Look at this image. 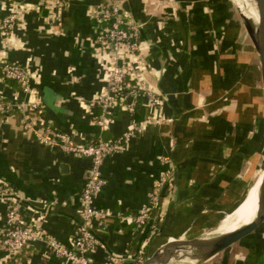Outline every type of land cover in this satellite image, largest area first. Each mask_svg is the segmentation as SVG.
Segmentation results:
<instances>
[{"label":"crops","instance_id":"1","mask_svg":"<svg viewBox=\"0 0 264 264\" xmlns=\"http://www.w3.org/2000/svg\"><path fill=\"white\" fill-rule=\"evenodd\" d=\"M65 1L58 22L37 0H0V19L18 10L17 26L0 37V98L14 107L36 100L43 120L72 134L77 143L112 139L128 130L132 118L117 110L101 127L100 109L90 105L116 60L115 52L98 41L101 25L92 17L105 0ZM121 6L141 24L139 50L130 57L132 82L159 94L162 104L152 111L153 123L103 161L106 183L94 203L107 213L105 229L97 234L89 264H104L109 256L116 258L113 264H137L138 256L151 254L169 238H193L218 224L247 192L242 177L262 123V115L256 121L236 102L245 94L237 85L238 22H232L228 1L121 0ZM9 64L24 71L28 91L6 80ZM141 103L135 107L142 112L138 122L145 114ZM10 111L20 118H0V185L16 191L27 220L69 246L90 159L40 142L33 129L24 127L23 113ZM162 156L170 159L173 174L158 208L159 230L136 231L131 215L147 203ZM5 208L0 196V226ZM260 244L252 240L244 252L230 256L225 250L221 261L211 262L216 254L206 264H250L254 245L259 256L264 254ZM44 250L29 255L26 250L18 264H68ZM9 260L0 249V264Z\"/></svg>","mask_w":264,"mask_h":264},{"label":"built area","instance_id":"2","mask_svg":"<svg viewBox=\"0 0 264 264\" xmlns=\"http://www.w3.org/2000/svg\"><path fill=\"white\" fill-rule=\"evenodd\" d=\"M65 2L37 0L38 7L46 9L58 22L59 13ZM17 14L18 10L15 9L11 15L0 19V37L17 26ZM92 17L101 25L98 41L103 48L114 51L116 58L107 69L106 84L90 103L91 107L100 109L98 124L103 127L110 123L117 110L133 114L139 100L142 101L144 108V118L138 122L131 117L132 122L128 130L112 139L99 138L80 144L74 140L72 134L45 122L43 110L36 100L26 106L14 107L10 102L0 98V113L12 108L21 111L24 115L22 119L24 127L33 129L37 140L56 146L62 152L73 156L90 159L88 175L80 193L77 223L69 246L27 220L24 216L26 206L16 191L10 186L0 185V196L6 201L4 218L0 226V249L8 253V259L31 247L35 250L44 248V252L63 258L68 264H89V252L99 244L97 234L105 229L107 213L94 203L96 194L106 183L101 171L103 161L106 157L119 152L133 134L141 132L142 126L153 123L155 118L152 111L162 104L159 94L132 82L136 76L130 57L139 50L141 24L122 8L121 0H105L99 3ZM3 74L5 78L15 80L21 89L29 90L28 78L20 66L6 65ZM160 164L163 168L148 195L147 203L131 215L136 231L148 228L151 234H155L159 230L158 208L162 198L172 187L173 174V166L168 156H162ZM141 259L142 256H138L137 263L141 262ZM116 261L114 256H109L104 264H113Z\"/></svg>","mask_w":264,"mask_h":264},{"label":"rangeland","instance_id":"3","mask_svg":"<svg viewBox=\"0 0 264 264\" xmlns=\"http://www.w3.org/2000/svg\"><path fill=\"white\" fill-rule=\"evenodd\" d=\"M226 1H228L230 4V10L233 16V20H230H232V22L237 20L238 22V29L236 31V38L238 44L237 55L241 67L239 68L240 74L238 78L240 79L239 82H237V85L240 86L239 90H241L242 93L244 92L245 96L240 95L238 99H236V102L244 109V112L245 114L247 113V116L250 115L254 117L256 121H258V119L256 118L259 115H262V123L260 121L261 124L258 125V131L255 135L256 138L253 139V142L250 144L249 148L250 158L247 161L249 169L242 177L243 180H247V192L243 198L244 201L242 200L243 202L241 201L242 203L240 202V204H238L239 206H237L231 213L226 215L227 217H229L233 215L237 211V209H239L241 205L246 201L248 190L251 189V186L255 183L259 174L264 170V95L261 82L259 61L255 49L245 30V27L235 5L231 2V0ZM230 24L231 23L229 21L228 26H230ZM226 27L227 26H225L224 28L226 34H231L229 27ZM247 92L249 93L248 97ZM233 102L235 103V101ZM254 123L256 124L257 122L254 121ZM255 131L256 126L254 128V132ZM217 225H219V223L212 228L204 230L203 232H199V234L195 235L194 237H199L205 233L210 232L212 229L216 228ZM252 240H258L259 242H261L260 246H264V221L254 232L243 238L241 241L235 243L234 245H232V247L228 249L230 252V256H234L236 253L244 252V249L247 248L248 243ZM255 247L256 245L253 246V250H256ZM221 254L222 253H218V255H216L215 258L211 260V262L221 261ZM145 257L146 254L142 256L141 262ZM207 260L199 262L198 264H206L208 262ZM141 262L137 264H141Z\"/></svg>","mask_w":264,"mask_h":264},{"label":"water","instance_id":"4","mask_svg":"<svg viewBox=\"0 0 264 264\" xmlns=\"http://www.w3.org/2000/svg\"><path fill=\"white\" fill-rule=\"evenodd\" d=\"M231 2L235 5L257 54L264 95V0H249V2L256 9V21L251 18L250 14H248V8L247 11L246 9L241 10L242 8L238 7V5H236L232 0ZM257 208V213L253 220L241 225L233 233L223 239L202 244L199 242L198 237L169 238L158 246V248H156L151 254L147 255L141 264H158L164 253L175 249L184 250L202 262L210 259L220 252L228 250L232 247V245L254 232L264 221V173L258 188Z\"/></svg>","mask_w":264,"mask_h":264},{"label":"bare ground","instance_id":"5","mask_svg":"<svg viewBox=\"0 0 264 264\" xmlns=\"http://www.w3.org/2000/svg\"><path fill=\"white\" fill-rule=\"evenodd\" d=\"M241 10L248 8V14H250L253 20H257V12L249 0H232ZM264 170L259 174L255 183L248 190L247 199L241 205L237 211L227 217L225 216L216 228L212 229L210 232L199 236V242L202 244H207L215 240L223 239L233 233L238 227L244 225L256 216L257 204H258V188L263 176ZM205 223V222H204ZM203 230V229H202ZM200 261L190 253L175 249L173 251H168L162 255V258L158 264H198Z\"/></svg>","mask_w":264,"mask_h":264},{"label":"trees","instance_id":"6","mask_svg":"<svg viewBox=\"0 0 264 264\" xmlns=\"http://www.w3.org/2000/svg\"><path fill=\"white\" fill-rule=\"evenodd\" d=\"M6 80H8V82H9L10 84H17V85H19L15 80L8 79V78H7ZM139 113H142V112L140 111V109H139L138 111H137V110L135 111V109H134V113L131 114L130 117H132L134 120H137V119L139 118V116H138ZM9 115H14V117H15L16 119H19V118H20V115H19L18 112H16V111L11 112L10 110H8V111H6V112H2V113H0V118H5V117H7V116H9ZM26 250H27V252H28V255H29V252H30V251H35V249H34V248H31V247H29V248H25L22 252H20L19 254H16V255L14 256V258H11V259L9 260V263H7V264H18L19 261L22 262V261L26 258V256L23 257V254L26 253V252H25ZM249 258H250V259H249V260H250V264H263V263H264V254L261 255V256H259L254 250H251V251H250V256H249Z\"/></svg>","mask_w":264,"mask_h":264}]
</instances>
